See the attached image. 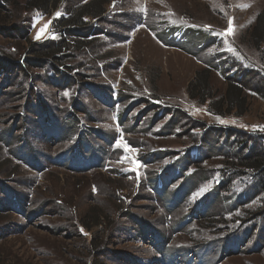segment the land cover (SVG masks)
Returning <instances> with one entry per match:
<instances>
[{
    "label": "rangeland",
    "instance_id": "1",
    "mask_svg": "<svg viewBox=\"0 0 264 264\" xmlns=\"http://www.w3.org/2000/svg\"><path fill=\"white\" fill-rule=\"evenodd\" d=\"M90 1L66 0L49 15L35 13L26 38L32 45L59 42L55 22ZM106 1L103 19L88 25L97 39L80 55L83 72L96 74L90 81L103 87L96 91L102 103L81 87L77 96L74 87L58 92L43 82L49 70L36 68L31 72L38 99L54 109L12 130L15 94L24 75H15L14 86L0 93V264H93L94 258L107 264H264V218L243 221L245 210L257 206L246 196L258 179L245 176L225 193L215 190L224 171L229 173L225 157L234 154L231 143L237 139V134L231 139L219 134L231 130L263 137L264 98L253 90L244 93L240 117L210 112L211 103L227 91L225 73L252 70L250 84L264 83V65L249 40L264 0ZM26 26L22 22L20 28ZM14 36L0 33L4 56L22 45ZM32 47L26 66L38 50ZM206 66L215 68L214 101L201 105L187 91ZM73 98L91 115L71 124L62 110ZM146 101L169 112L155 121ZM174 114L184 119L181 124L200 122L204 128L171 127ZM78 141L81 147L68 156L67 165L75 171L103 169L73 174L53 163ZM101 142L110 144L107 150H100ZM36 166L45 169L33 170ZM119 198L127 200L124 211L112 216ZM243 201L246 207H240ZM43 205L44 213L38 214ZM94 207L106 208L110 221L87 232L80 220ZM18 208L24 215L15 213ZM132 217L161 235L145 230L140 242L142 226ZM92 239L106 242L104 257L92 254Z\"/></svg>",
    "mask_w": 264,
    "mask_h": 264
},
{
    "label": "trees",
    "instance_id": "2",
    "mask_svg": "<svg viewBox=\"0 0 264 264\" xmlns=\"http://www.w3.org/2000/svg\"><path fill=\"white\" fill-rule=\"evenodd\" d=\"M64 1L66 0H24V2H21L20 0H0V33H4V31L8 33H14L15 36L12 38L19 40V42L22 43V45H20L21 48L18 46L17 53L14 55L11 54V56H4L0 51V67L3 70V74L0 75V93L1 91L4 93V91L8 90L11 86H14L12 80L15 78V75H19L21 73L24 75L25 79H23L21 83L22 85H18V90L15 94V96H18L17 100L19 101H17L18 103L15 106L16 110L13 116L14 121L12 130H17L19 126L24 125L30 116L35 114L47 116L48 113L54 109L49 103L47 104L42 99H38V89L32 81V79L35 77L33 72H31V70L36 68H42L44 70L48 69L49 72L52 73L51 75L49 73V76H44L45 79L43 80L42 78V80L45 84L56 88L58 92H61L62 90L70 91V89L74 87V89H76L74 96H77L79 94V88L81 87L86 92L92 94L95 100L102 103L101 100L96 98V91L103 87L90 81V79H93L96 74H88L83 72L86 71V67L83 64L82 59H80L82 58L80 55L83 54V50H85L97 39V37H94L92 31L88 29V25L91 24V20L103 19L106 12V0H91L85 5L68 10L70 15L67 16V19H60L58 20V23L56 21L54 24L56 25L55 28L58 30V36L61 39L59 42H42L32 45L29 42V38H26L29 35L31 29L29 22L34 17L35 13L40 12L44 15H49L52 11L58 9L59 7L61 8V6H63L65 3ZM115 4V2H112L111 6ZM30 12L33 13L29 14ZM26 16H30L29 19L23 20ZM22 22H27L26 30L22 29V27L20 28ZM68 36L74 37L72 41ZM249 36L251 44L256 48V53L258 54L262 65H264V10L258 15L255 25L251 29ZM24 37L26 39L24 42H22L21 39ZM32 46L38 48V50L33 55H31L32 61H30L31 63L27 64L26 66L24 64L27 60L26 56L30 52V49L33 48ZM18 55L21 56L20 59H18ZM213 69L215 68L206 66L203 70L197 72L194 80L188 86L187 93L191 101H197L201 105L207 104L208 101H214L213 90L211 86V72ZM93 70H95L97 73H100V70L103 72V68L94 67ZM253 74L254 73H252V70H243L237 76L225 73L228 85L227 91L224 97H222L220 100L217 102L212 101L213 103L210 105V112L220 117L235 112L237 113L236 115L240 117L244 115V111H242V109L246 107L247 103V99L243 95L244 93H247L248 90H253V93H255L257 96L264 98V83H260V85L258 84L256 87L250 84ZM39 77L40 75L37 73L36 79ZM76 100L77 99L73 98L69 106H65V108L62 110V112L67 111V120H69L71 124L76 120H79V116L84 117L83 119H86L91 115L90 112H86L88 107L83 103H76ZM143 104L147 107L146 109H148L147 113H152L155 115V121L165 117L164 115H167L169 112L165 109H160L158 105L153 103V101L152 104L148 101L144 102ZM153 105H156L157 107H154ZM136 106L137 104H133L130 107L132 109ZM161 111L162 113H160V116H157L158 112ZM178 115L179 114H174V123L171 127L176 124L177 128L181 127L182 130L184 129L183 131L186 130L187 132L188 130L192 131L204 128L200 122L190 121L185 124H181V121L184 119ZM90 129L94 131L100 130L97 128V126H92ZM205 135L202 136V140L205 139ZM234 135L237 137L236 141L231 143L233 144L234 154H231V156L228 154L227 157H225V159L227 158V162L224 166L229 168V173L224 171L223 178L217 182L216 185L218 187H216L215 190L225 193L226 190L235 188V186L232 185L235 180L239 178L241 179L242 177L244 178L245 176H251L252 179L255 178L254 182H256V179H258L256 185L252 187L253 193H251L250 189L248 191L250 192L248 194L249 196H246V201L248 200L252 202L253 200H256L255 203L257 204L254 211L245 210L247 214L245 215L246 218H244L243 221L252 222L255 219H262V217L264 218V136L262 137V135L260 136L259 134L257 137H252L240 132L234 133V131L230 130L220 133L219 137L226 138L227 136V139H231V137ZM201 139L199 147L202 146ZM112 140L113 137L110 138V141ZM112 145L113 144L111 143V147ZM109 146L110 144L107 145V143L101 142L100 150L105 151ZM78 147H81L80 141H78L72 147V149H69V151L60 154V158L55 157L56 159L53 160V163L57 164L59 167H65L67 171L73 174H86L90 171L103 169L101 166L95 165L94 167L92 166V168H85L75 171L71 166H68V156L75 152ZM32 168L33 170H37L39 172L45 169L41 168V166ZM124 178L125 177L122 176V179ZM111 184H115V182H111ZM1 187L2 185H0V188ZM240 187H244V184H242ZM17 197H14V199L16 200ZM119 199L120 200L118 203L114 202V204H112L113 212L112 214L110 213L112 216L124 211L123 205L127 203V200L121 198ZM244 201L242 204H240V207H246L245 204L248 205L245 203L246 201ZM44 206L45 205L40 207L38 214L44 213ZM1 210L2 209L0 208V211ZM14 210L16 211L15 213L24 215L23 209L18 208ZM132 218L135 220V222H138L142 226L138 233L140 242H145L143 233L146 232L145 230H149L151 232V236L161 235L160 232L153 231L151 226L146 225L145 223L142 224L140 218ZM108 221H110V218L109 212L106 211V208L94 207L89 209L81 217L80 223L87 232H92L94 230L103 228V226L105 227ZM248 223L249 222H247V224ZM242 224L245 223H241L237 229L242 227ZM252 230H254V228L251 226V232L248 236H246V238L250 236ZM235 232H238V230ZM105 246L106 242L92 239L89 247L93 255L98 254L99 257H104L103 252L106 249ZM93 264L107 263L103 261L102 258H94Z\"/></svg>",
    "mask_w": 264,
    "mask_h": 264
}]
</instances>
